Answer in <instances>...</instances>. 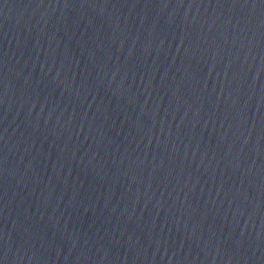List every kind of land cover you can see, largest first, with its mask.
<instances>
[{
    "label": "water",
    "instance_id": "obj_1",
    "mask_svg": "<svg viewBox=\"0 0 264 264\" xmlns=\"http://www.w3.org/2000/svg\"><path fill=\"white\" fill-rule=\"evenodd\" d=\"M0 264H264V0H0Z\"/></svg>",
    "mask_w": 264,
    "mask_h": 264
}]
</instances>
